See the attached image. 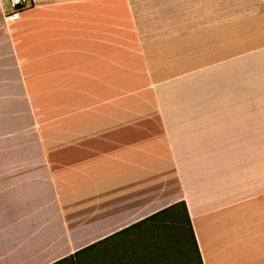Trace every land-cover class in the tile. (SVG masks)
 <instances>
[{
  "label": "crops",
  "instance_id": "obj_1",
  "mask_svg": "<svg viewBox=\"0 0 264 264\" xmlns=\"http://www.w3.org/2000/svg\"><path fill=\"white\" fill-rule=\"evenodd\" d=\"M0 1V264H52L184 201L202 264H264V0Z\"/></svg>",
  "mask_w": 264,
  "mask_h": 264
},
{
  "label": "trees",
  "instance_id": "obj_2",
  "mask_svg": "<svg viewBox=\"0 0 264 264\" xmlns=\"http://www.w3.org/2000/svg\"><path fill=\"white\" fill-rule=\"evenodd\" d=\"M155 228L162 231V240L155 246L154 253L132 252L129 260H124V253H119L117 250L119 244L114 246H107V244L114 240L115 237L120 236L133 229L142 227ZM97 248L98 251L95 256L84 258L79 261L80 264H95L98 257L101 258L106 253L114 252L107 259H100L98 264H202L201 256L198 250L197 242L194 236L191 221L184 201L173 203L160 211L146 217L145 219L122 229L110 237L103 239L97 243L89 245L82 250L77 251L68 258L62 259L52 264H75L78 255L88 250ZM123 252V251H122Z\"/></svg>",
  "mask_w": 264,
  "mask_h": 264
},
{
  "label": "rangeland",
  "instance_id": "obj_3",
  "mask_svg": "<svg viewBox=\"0 0 264 264\" xmlns=\"http://www.w3.org/2000/svg\"><path fill=\"white\" fill-rule=\"evenodd\" d=\"M163 235H165L162 231H159L155 228H148V227H142L138 229H133L131 231H128L120 236H117L114 238V240L110 241L107 246H114L117 243L120 246H118L117 250H119V253H124V260H129L130 257L129 255L137 251V253H143V250L148 251L147 253H154L155 246L159 244L160 240H162ZM116 246V245H115ZM98 249L94 248L91 250H88L84 253H81L80 255L77 256L75 260V264H80L79 261L84 259V258H90L92 256H95L97 253ZM123 251V252H122ZM114 252L106 253L103 255L101 258L100 256L98 257L97 261L94 260L95 264H98L97 262H100L102 260L100 259H107L108 256L112 255Z\"/></svg>",
  "mask_w": 264,
  "mask_h": 264
},
{
  "label": "built area",
  "instance_id": "obj_4",
  "mask_svg": "<svg viewBox=\"0 0 264 264\" xmlns=\"http://www.w3.org/2000/svg\"><path fill=\"white\" fill-rule=\"evenodd\" d=\"M5 1L8 6L7 18H15L20 9L28 6L31 0H0Z\"/></svg>",
  "mask_w": 264,
  "mask_h": 264
}]
</instances>
